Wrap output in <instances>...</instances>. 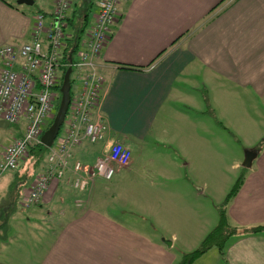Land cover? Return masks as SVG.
<instances>
[{"label":"crops","instance_id":"1","mask_svg":"<svg viewBox=\"0 0 264 264\" xmlns=\"http://www.w3.org/2000/svg\"><path fill=\"white\" fill-rule=\"evenodd\" d=\"M53 2L33 0L28 5L0 0V46L28 42L34 15L43 13L45 20H50ZM69 9L68 24L75 10L73 6ZM92 9L86 29L95 19L96 11L90 15ZM74 15L78 18V13ZM83 33L76 57L84 48ZM97 64L103 83L95 112L108 124V133L100 142L82 141L72 152L73 160L92 165L108 145L121 142L130 149L131 158L118 170L120 177L145 159L153 181L151 190L140 189V198H130L131 208H115L112 201L96 194L100 178L79 189L72 182L75 173L68 170L63 179L50 182L38 204L29 207L53 224L38 233L47 243L35 264H179L183 254L196 249L205 228L213 222L214 208L210 207L202 224L191 227L192 234L178 238L169 232H155L171 236L170 244L153 238L148 230L126 225L107 211L120 210L119 216L150 215L165 228L181 227L178 230L187 232L190 220L180 211L190 214L189 198H199L200 192L189 186L182 172L205 171V156L212 154L211 143L204 138L206 133L213 134L207 131L208 100L216 106L210 114L217 118L220 133L216 137L219 149L213 152L215 163H208L215 171L212 178H227L220 159L224 131L245 140L243 152H256L239 189L226 204L229 220L240 227L264 223V138L254 125L263 119L259 128L264 133V0H119ZM204 91H209L210 97ZM14 126L17 133L0 147V158L5 147L23 133V125ZM146 139L154 140V146ZM161 141L167 151L158 148ZM148 153L147 159L142 158ZM44 167L45 162L32 169L28 163H20L17 172L22 168L21 175H33L27 176L19 202L9 192L16 189V179L2 182L0 198L4 200L8 194L11 203L0 209L5 226L14 219L16 208L23 206L21 200L25 202L34 177ZM208 174L203 177L212 172ZM15 230L7 228L0 243L8 245ZM32 243L28 250H38L42 242L37 239ZM16 245H10L11 249ZM212 249L192 264H264L263 234L235 233L225 240L222 250Z\"/></svg>","mask_w":264,"mask_h":264},{"label":"built area","instance_id":"2","mask_svg":"<svg viewBox=\"0 0 264 264\" xmlns=\"http://www.w3.org/2000/svg\"><path fill=\"white\" fill-rule=\"evenodd\" d=\"M119 0H95V19L85 30V43L78 58L68 63L77 89L71 95L65 117V129L47 147L45 167L32 182L26 207L38 204L53 180L63 179L68 170L75 176L74 187L83 189L101 178L110 180L126 166L130 150L121 142H113L92 165L73 160V150L82 141L100 142L108 133V124L95 108L98 104L103 76L97 69V58L106 44L110 28L117 16ZM71 0H54L50 20L36 13L28 42L0 46V120L9 124L23 123V134L11 141L0 158V172L18 168L20 158L31 146L41 144V135L52 119L58 99L61 50L65 38V19ZM57 135V137H58ZM56 137V138H57ZM71 165V168H70Z\"/></svg>","mask_w":264,"mask_h":264},{"label":"rangeland","instance_id":"3","mask_svg":"<svg viewBox=\"0 0 264 264\" xmlns=\"http://www.w3.org/2000/svg\"><path fill=\"white\" fill-rule=\"evenodd\" d=\"M76 1V5H73L72 2L70 4V8L73 6V11L72 16L70 17V22L68 24L67 17L65 19V37L66 32L69 34V40L72 39L73 37V29H80L82 24V19L75 18L74 13H80L81 12V7L80 4L85 0H74ZM94 1V0H92ZM87 4V2H85ZM90 15L93 14V11H96L95 6L92 4L90 9ZM70 11V9H69ZM68 11V12H69ZM68 12L66 14H68ZM92 16V15H91ZM87 21V20H86ZM86 30V28H85ZM85 32V31H84ZM84 35V33H82ZM82 37V36H81ZM68 38V37H67ZM74 59L79 57H76V53L73 54ZM68 67V66H67ZM65 71V70H64ZM64 71L61 69L58 72V75H60L59 78H63V73ZM73 79V78H72ZM78 85L77 81L72 80V85L71 89H75ZM59 86H60V80H59ZM73 92V90H72ZM207 95V97H210L209 91H204ZM57 95L59 96L57 100H55V108L53 110L52 114V119L46 124V128L50 125V122H52L53 117L57 111L59 101H60V91L59 89L57 90ZM206 108L208 109V112L206 113L208 122V132L213 131V134L211 133H206L204 135V138L211 143L210 145V150L212 154L207 153L206 158V169L205 171H184L182 172L186 178V181L188 182L189 186L195 191V192H200L199 198H189V203L188 207L190 210V214H186L182 211L181 214L183 217L187 220H190V225L189 229L186 231H181L178 230L179 228H165L160 222L154 217L151 218L150 215H141V213H138L137 216L130 215L129 213H123L122 215L119 216L120 210H110L107 211L108 215H116L117 220L122 221L124 223H128L126 225L128 226H133L135 228H142V230L147 231L150 236H152L155 239H158L160 241H168L171 240V236H167L166 233L163 234H155V232H169V235H175L178 238L186 235V234H192L194 233L191 231V227L196 224H202L203 221L202 219L210 213V207L214 208L212 210L213 216V222L209 224L205 230L204 237L211 231L213 230L214 226L218 223L219 220V208L222 207L224 201L227 198V194L231 191L233 185L235 184L236 180L240 177V175L245 173L246 168H243L241 166V162L244 157L243 152V142L245 141L244 139L241 141L240 139H236L235 136L232 133H228L227 131H224V134L222 136V142H223V147H222V157L220 158L222 163H223V174L227 177L225 180L223 179H215L212 178V176H215V171L214 168L211 167L209 164H214L215 159H214V150L216 149L218 151L219 145L217 142V138H219L220 133L217 128V122H216V117L214 114H210L212 109H216V106L210 102V100L207 101L206 103ZM246 110H254V108L251 107H245ZM254 121V120H253ZM263 119H260L259 121H254V125L256 127V130L259 132L262 138H264V133L261 132V129L259 126L262 125ZM65 123V121H64ZM64 125H62V128H64ZM45 128V129H46ZM61 128V129H62ZM60 129V130H61ZM210 130V131H209ZM17 130L14 125H9L7 128H2L0 127V147L7 141L9 140L13 135H16ZM23 134V133H22ZM147 143L150 145L154 146L155 141L154 140H148L146 139ZM32 147V146H31ZM28 149V152L25 153L19 161L18 168L19 169L20 163H28L31 166V169L35 166H41L45 161H46V154L44 155H36L37 150H35V156L29 155L30 149ZM166 145L163 141L160 142V145L158 148L162 150H166ZM128 148V147H127ZM129 149V148H128ZM130 150V149H129ZM48 151V150H47ZM131 152V151H130ZM148 154H142V158H148ZM173 158V156H170ZM23 160V161H22ZM26 160V161H25ZM171 160V159H170ZM22 161V162H21ZM146 160H139L137 163L133 166V168L127 172L126 174L124 173L121 177L118 171L115 173L113 178L111 180H104L100 179L97 184H100V187L96 189V194L99 195L102 198H106L107 200L112 201L113 206L115 208H124V209H129L131 208L130 206H133L130 204L131 199L130 198H140L139 196V190L144 189L147 190L150 193L151 190V185H152V178H151V171L150 168L146 164ZM238 163V166H235V164ZM121 169V168H120ZM119 169V170H120ZM5 171V172H0V187L2 182H6L7 180H15L16 179V189L13 191V188L10 189V194L14 196V201L16 198H18V202L20 198L22 197V189L27 187V181L28 177H32L33 173L30 174H25L21 175L20 171ZM35 170V169H33ZM209 171L212 172L211 176L203 177L205 174H208ZM19 175L20 180L17 179V176ZM210 175V174H208ZM38 176V175H37ZM36 176V177H37ZM35 179V177H34ZM234 179L232 183L225 184L226 182H231ZM98 180V179H97ZM34 181V180H33ZM22 185L21 188H18V185ZM11 184L9 183L6 187V192L9 190V187ZM29 186V185H28ZM93 188H91L92 190ZM127 202L125 199H127ZM8 194H6L4 200L0 198V209L10 206L11 203H8L9 200ZM21 204L23 203V206H20L21 209L16 208V213L13 214V220H10L9 225L5 226L3 224L0 228V239H4V235L7 232V228L9 229L12 227L13 229H16V233L12 236L9 237V244L8 245H2L0 243V264H35L39 257L41 256V253L44 251V248L46 247L45 242V237L41 234H38L41 232V230L49 229L53 226L52 222L46 218V216L41 212H35L32 213L30 211L31 208L26 207V203L21 200ZM77 205H80L78 203ZM16 206V205H14ZM15 212V209H14ZM149 212V211H147ZM12 213V211L10 212ZM150 213V212H149ZM114 214V215H113ZM151 214V213H150ZM6 220H0L1 222ZM230 222L232 225L237 226L239 225L237 222H235L233 219H230ZM30 226V227H29ZM182 226V225H181ZM177 230V231H176ZM245 229L239 228L238 229V234L244 233ZM17 232H21V234H18ZM259 234L264 235V227L260 228ZM203 237V238H204ZM202 238V239H203ZM39 239L40 242H45V243H40V248L38 250H28L31 248L30 246L34 245L35 243H32L33 240ZM50 239V236L48 237V240ZM201 239V240H202ZM47 240V241H48ZM30 243L29 245H22L24 243ZM201 242V241H200ZM19 244V245H16ZM200 244V243H199ZM198 244V246H199ZM10 245H16L14 249H11ZM197 246V247H198ZM212 250H215L216 247L213 246ZM8 261V262H7ZM194 261V260H193ZM192 261V263H193ZM191 263V264H192Z\"/></svg>","mask_w":264,"mask_h":264},{"label":"trees","instance_id":"4","mask_svg":"<svg viewBox=\"0 0 264 264\" xmlns=\"http://www.w3.org/2000/svg\"><path fill=\"white\" fill-rule=\"evenodd\" d=\"M85 2H87V4ZM91 5H92V0H85L82 3V6H81L82 9H81V12L78 13V18L83 20L82 21L83 26H81L80 29H76V28L73 29V37L69 41H68L69 34L66 32L67 36L64 38L63 48L61 50V63L65 64V65L61 66L60 70L62 69L63 71L64 70L66 71V69L68 68L67 66H69L68 65V63H69L68 56H69L70 51L73 50V53H72V56H73V54L76 53L77 49L80 46L81 39H82L81 36H82V33L85 31V28H86V20H87L88 12H89ZM126 68L134 69L132 67H126ZM59 80H60V84H61L62 79L59 78ZM70 83L72 84L71 74H70ZM59 88H60V86L58 87V89ZM70 93L72 95V89H70ZM50 124H51V122H50ZM9 125H11V124H9ZM21 125H23V123H21ZM35 150H37V154L35 153ZM46 153H47V147L43 146L42 144H38V145L31 147L29 155H32V156H35V154L36 155H44ZM244 175L245 174L242 173L240 175V177L236 180L231 191L227 194V198L224 201L222 207L219 208V210H218L219 220H218V223L213 227L214 229L211 230L202 239L201 243L199 244V246L196 249H194L193 251H191L189 253L183 254L182 259L179 262V264H191L195 258H197L199 255H201L202 253H204L205 251H207L209 248H211L213 246H215L219 250H222V247H223L225 240L228 237H230L231 235L238 233L239 228L245 229L244 233H254V234L256 233V234H258L260 231V228L264 227V223L255 224V225L249 226V227L234 226L230 222L229 217L226 213V204L233 198V196L235 195V193L239 189ZM0 220H5V219L0 218ZM3 224H4V221L1 222L0 228Z\"/></svg>","mask_w":264,"mask_h":264},{"label":"water","instance_id":"5","mask_svg":"<svg viewBox=\"0 0 264 264\" xmlns=\"http://www.w3.org/2000/svg\"><path fill=\"white\" fill-rule=\"evenodd\" d=\"M18 4H28L31 5L33 3V0H16ZM72 53L73 50L70 51L68 56L69 63L72 62ZM72 72L71 66H68L66 71L63 74L62 82L60 84V101L57 108V111L53 117V120L51 124L43 131L41 135V144L45 147H50L53 142L55 141L67 114V110L70 104V89H71V83H70V74ZM9 126V123L6 120H0V127L7 128ZM256 156V152L252 150H247L244 153V157L241 163V166L243 168H249L251 166L253 158ZM167 244H170L169 241H167Z\"/></svg>","mask_w":264,"mask_h":264}]
</instances>
